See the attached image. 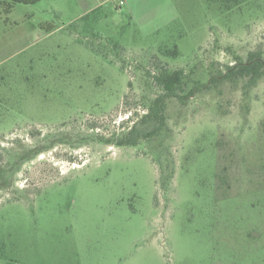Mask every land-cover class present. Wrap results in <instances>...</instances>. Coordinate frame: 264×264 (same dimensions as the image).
<instances>
[{"label": "rangeland", "instance_id": "obj_1", "mask_svg": "<svg viewBox=\"0 0 264 264\" xmlns=\"http://www.w3.org/2000/svg\"><path fill=\"white\" fill-rule=\"evenodd\" d=\"M119 2L15 4L0 24V264H264V76L167 99L157 136L105 143L154 128L162 69L185 94L264 59V0Z\"/></svg>", "mask_w": 264, "mask_h": 264}, {"label": "trees", "instance_id": "obj_2", "mask_svg": "<svg viewBox=\"0 0 264 264\" xmlns=\"http://www.w3.org/2000/svg\"><path fill=\"white\" fill-rule=\"evenodd\" d=\"M7 4L2 7L3 14H9L15 4L34 5L40 0H6ZM208 3L216 4L219 8H223L225 11H230L235 7H238L247 0H205ZM165 56L176 57L177 48L174 47L172 51H164ZM264 76V59L257 53H249L245 61L238 60L233 65L228 66L224 73L220 76L212 78L206 84H200L199 82L189 89L185 94H179L183 92V86L186 83V74L182 69L167 71L162 69L156 75L153 76L155 85L160 88L161 94L158 95L148 107L147 113L144 114L140 122L141 123H153L154 128L149 132L141 133L136 126H132L130 130L122 137L115 141L109 139L105 140V143H112L117 147H136L140 142H148L155 136L164 126V108L165 101L170 98H176L182 104H185V100L193 97L197 92L207 88L209 84L222 81H236L242 80L245 82L246 87H253ZM129 120V118L127 119ZM130 122V121H129Z\"/></svg>", "mask_w": 264, "mask_h": 264}, {"label": "crops", "instance_id": "obj_3", "mask_svg": "<svg viewBox=\"0 0 264 264\" xmlns=\"http://www.w3.org/2000/svg\"><path fill=\"white\" fill-rule=\"evenodd\" d=\"M111 0H86V5H85V13H91L93 11L99 10L104 7V5ZM7 4L6 0H0V24H7L9 22V15L13 12L14 6L12 11L9 14H3L2 12V7ZM133 5V0H120L118 5H115V9L118 11L122 6H126L128 8V11L133 13L134 12V6ZM135 13V12H134ZM39 27H42V24L39 25ZM34 28V26L29 27L27 36L31 37L30 31L31 29ZM32 33V32H31ZM1 52V49H0ZM1 57H0V66H1Z\"/></svg>", "mask_w": 264, "mask_h": 264}]
</instances>
